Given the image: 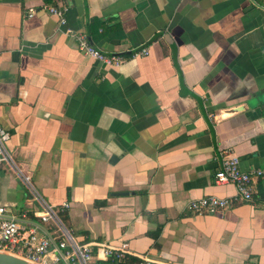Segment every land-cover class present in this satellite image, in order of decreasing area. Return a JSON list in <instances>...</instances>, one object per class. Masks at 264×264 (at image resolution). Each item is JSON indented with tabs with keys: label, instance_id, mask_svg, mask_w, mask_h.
I'll use <instances>...</instances> for the list:
<instances>
[{
	"label": "crops",
	"instance_id": "obj_1",
	"mask_svg": "<svg viewBox=\"0 0 264 264\" xmlns=\"http://www.w3.org/2000/svg\"><path fill=\"white\" fill-rule=\"evenodd\" d=\"M44 6L66 9L67 23ZM78 33L124 63L86 56ZM0 125L45 201L70 204L62 212L78 241L128 243L122 264L142 255L153 264H264V177L252 202L217 215L188 208L236 195L216 183L224 151L244 171L264 168L258 0H0ZM0 208L37 223L39 205L7 165Z\"/></svg>",
	"mask_w": 264,
	"mask_h": 264
},
{
	"label": "built area",
	"instance_id": "obj_2",
	"mask_svg": "<svg viewBox=\"0 0 264 264\" xmlns=\"http://www.w3.org/2000/svg\"><path fill=\"white\" fill-rule=\"evenodd\" d=\"M258 1L264 9V0ZM44 10L58 18L62 25L67 23L66 9L44 6ZM35 12V9H30L29 17ZM77 40L79 51L106 66L120 67L125 61L124 56L120 54L105 53L96 48L86 33H78ZM142 53L148 55L146 49H143ZM10 139L11 133L0 125V167L7 165L17 173L29 198L36 202L39 208L32 213L31 219L37 221L33 224L10 216L4 208H0V252L20 257L31 264H101L102 259L121 263L132 254L126 242L115 247L108 242L78 241L60 217V213L68 209L70 204L66 202L62 207H55L45 201L31 177L22 171L11 155L7 147ZM262 177L264 168L244 171L238 155L232 150H226L221 156V168L216 173V183L235 185L236 195L226 198L201 197L191 201L188 208L198 216L217 215L239 202H252V185ZM28 217L24 215L23 219ZM139 264H153V261L142 255L139 257Z\"/></svg>",
	"mask_w": 264,
	"mask_h": 264
},
{
	"label": "water",
	"instance_id": "obj_3",
	"mask_svg": "<svg viewBox=\"0 0 264 264\" xmlns=\"http://www.w3.org/2000/svg\"><path fill=\"white\" fill-rule=\"evenodd\" d=\"M0 264H31V263L20 257L8 253L0 252Z\"/></svg>",
	"mask_w": 264,
	"mask_h": 264
},
{
	"label": "trees",
	"instance_id": "obj_4",
	"mask_svg": "<svg viewBox=\"0 0 264 264\" xmlns=\"http://www.w3.org/2000/svg\"><path fill=\"white\" fill-rule=\"evenodd\" d=\"M101 26V24H99ZM99 27L98 25H96L95 21L93 22V24L91 25V29L90 31L92 32L95 28ZM90 32V33H91ZM60 217L61 219L63 220V222L65 223V215L63 212L60 213ZM101 264H116V261L114 260H107V261H104L102 262ZM122 264V263H121Z\"/></svg>",
	"mask_w": 264,
	"mask_h": 264
}]
</instances>
